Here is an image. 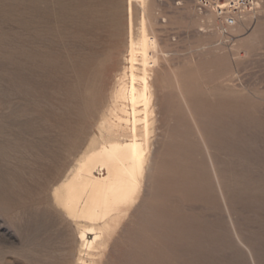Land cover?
<instances>
[{
	"label": "rangeland",
	"instance_id": "374dc122",
	"mask_svg": "<svg viewBox=\"0 0 264 264\" xmlns=\"http://www.w3.org/2000/svg\"><path fill=\"white\" fill-rule=\"evenodd\" d=\"M122 1L126 17L127 0ZM138 1H132L136 14L141 12ZM254 1L255 6L224 36L215 14L199 12L193 0H145L160 48L153 74L154 113L142 187L136 202L106 235L109 238L105 236V247L100 246L103 248L91 256L83 254L86 262L77 263V226L64 216L57 217L63 214L50 200L51 187L74 167L87 140L98 134L97 114L84 118L79 113L84 106L101 105L111 88V70L94 65L103 73L93 66L86 76L67 62L63 40L56 45L43 42L46 40L40 43L32 34L31 21L23 27L22 0H0V264H264V0ZM28 5L31 9L33 3ZM29 13L31 10V17ZM50 120L56 124L51 125ZM91 121L95 124L87 123ZM83 129L89 133L81 132ZM73 137L78 138L79 147Z\"/></svg>",
	"mask_w": 264,
	"mask_h": 264
},
{
	"label": "bare ground",
	"instance_id": "6f19581e",
	"mask_svg": "<svg viewBox=\"0 0 264 264\" xmlns=\"http://www.w3.org/2000/svg\"><path fill=\"white\" fill-rule=\"evenodd\" d=\"M122 0H22V24L25 29L32 22V34L36 40H46L51 45L64 41V52L72 66L89 74V68L103 64L111 70V88L104 96L100 106H84L80 116L97 114L96 128L98 134L87 140L80 155L74 157L73 168L67 175L51 187L50 198L60 214L67 218L77 229L79 241L77 263L86 262L83 254L93 255L103 246L105 236L115 228L114 224L126 208L137 200L147 160L149 136L153 123L154 69L157 66L158 43L152 34L151 21L145 0L141 2V12L136 14L133 0H127L126 17L123 16ZM138 1V0H137ZM138 1V2H139ZM28 2H32L30 7ZM123 2V1H122ZM21 4V3H20ZM31 4V3H30ZM139 6V5H138ZM31 10L32 20L28 19ZM250 11V10H248ZM20 12V11H19ZM29 13V14H31ZM125 13V12H124ZM20 16V15H18ZM15 17V16H14ZM29 17V18H31ZM125 17V18H124ZM20 18L18 17V20ZM21 20V19H20ZM21 23V22H20ZM219 30V29H218ZM6 31V30H5ZM21 31V30H20ZM27 31V30H26ZM17 32V31H16ZM59 33L61 37H57ZM6 34V33H5ZM27 35V34H26ZM264 35V34H263ZM59 36V35H58ZM29 37V35H28ZM259 37V36H258ZM25 38V37H23ZM31 38V36H30ZM259 39V38H258ZM256 39V40H258ZM35 41V40H34ZM42 42V43H43ZM41 43V42H40ZM48 43V44H49ZM26 44V43H22ZM39 43H37L38 45ZM42 45V44H41ZM41 45H38L41 47ZM63 46V44H61ZM29 46V45H28ZM36 46V44H35ZM46 45H42L45 48ZM25 47V45H23ZM54 47V46H53ZM56 47V46H55ZM21 48V47H20ZM19 48V49H20ZM27 48V47H26ZM31 48V47H30ZM39 48V49H42ZM61 48V47H60ZM160 48V47H159ZM51 49V48H50ZM3 50V49H2ZM26 50V49H25ZM31 50V49H30ZM33 50V49H32ZM37 51V49H35ZM23 51V50H22ZM31 52V51H30ZM34 52V51H32ZM55 52V51H54ZM57 52V51H56ZM37 53V52H36ZM44 53V52H43ZM59 53V52H57ZM34 54V53H33ZM41 55V54H39ZM54 56V55H53ZM166 56V55H165ZM23 57V55H22ZM33 57V56H32ZM39 57V56H38ZM44 57V56H43ZM64 57V56H63ZM61 58L64 60V58ZM37 58V57H36ZM40 58V57H39ZM48 58V57H47ZM58 58V57H57ZM38 59V58H37ZM67 59V58H66ZM54 60V59H53ZM19 61V60H18ZM32 61V60H30ZM43 61V60H42ZM57 61V60H55ZM65 61V60H64ZM41 62V61H40ZM31 62H29L30 64ZM36 63V62H34ZM33 63V64H34ZM62 64V63H61ZM14 65V64H13ZM21 65V64H19ZM38 65V63H37ZM55 65V64H54ZM57 65V64H56ZM68 65V64H67ZM7 66V65H6ZM5 66V67H6ZM23 66V65H22ZM21 66V67H22ZM42 66V65H41ZM37 67V66H36ZM39 67V66H38ZM51 67V66H50ZM49 67V68H50ZM60 67V65H58ZM71 67V66H70ZM95 67V66H94ZM98 67V66H97ZM95 67V68H97ZM20 68V67H19ZM52 68V67H51ZM55 68V67H54ZM53 68V69H54ZM66 68V67H65ZM103 68V69H104ZM25 69V68H23ZM37 69V68H36ZM43 69V68H42ZM77 69V68H76ZM88 69V70H87ZM98 72L102 69L99 70ZM20 70V69H19ZM18 70V72H19ZM22 70V69H21ZM32 70V69H31ZM38 70V69H37ZM47 70V69H46ZM51 70V69H50ZM79 70V69H77ZM91 70V69H90ZM25 70H22V72ZM52 71V70H51ZM87 71V72H86ZM93 71V70H92ZM96 71V69H95ZM109 72L108 70H106ZM35 72V70H34ZM33 72V73H34ZM39 72V71H38ZM61 72V71H60ZM91 72V71H90ZM98 72L96 75H98ZM41 73V72H40ZM94 73V72H92ZM91 73V74H92ZM101 73V71H100ZM103 73V72H102ZM101 73V74H102ZM60 74V73H59ZM73 74V73H70ZM79 74V73H78ZM77 74V75H78ZM82 74V73H81ZM84 74V75H85ZM25 75V74H22ZM34 75V74H33ZM56 75V74H55ZM66 75V74H65ZM30 76V75H29ZM27 76V77H29ZM44 76V75H43ZM47 76V75H46ZM58 76V75H56ZM55 76V77H56ZM80 76V75H78ZM89 76V75H88ZM92 76V75H90ZM90 76L88 78H90ZM8 77V76H7ZM16 77V76H15ZM32 77V76H31ZM29 77V79L31 78ZM64 76H62L63 78ZM69 77V76H68ZM99 77V76H98ZM21 78V77H20ZM45 78V77H44ZM49 78H51L49 76ZM59 78V77H58ZM61 78V77H60ZM67 78V77H64ZM75 78V77H73ZM72 78V79H73ZM80 78V77H79ZM92 78V77H91ZM90 78V79H91ZM9 79V78H8ZM22 79V78H21ZM20 79V80H21ZM28 79V80H29ZM35 79V78H34ZM38 79V78H37ZM52 79V78H51ZM55 79V78H54ZM36 80V79H35ZM45 80V79H44ZM57 80V79H56ZM65 80V79H64ZM67 80V79H66ZM34 81V80H33ZM32 81V82H33ZM49 83V79L47 80ZM51 81V80H50ZM63 81V80H62ZM71 81V80H70ZM69 81V82H70ZM98 81V80H97ZM101 81V80H100ZM99 81V83H100ZM56 82V81H55ZM52 81V83H55ZM18 83H20L18 81ZM35 83V82H33ZM65 83V82H63ZM62 83V84H63ZM76 83V82H75ZM81 83V82H80ZM86 83V81H85ZM97 84V82H95ZM98 83V84H99ZM45 84V83H44ZM59 84V83H56ZM73 84V83H72ZM88 84V83H86ZM48 85V84H47ZM46 85V86H47ZM51 85V83H50ZM53 85V84H52ZM51 85V86H52ZM71 85V83H70ZM69 85V86H70ZM94 85V84H93ZM164 85V84H163ZM20 86V85H19ZM40 87V85H37ZM50 86V87H51ZM62 86V85H61ZM82 86V85H81ZM83 86H85L83 84ZM48 87V86H47ZM53 87V86H52ZM49 88V89H52ZM56 87V86H55ZM58 87V85H57ZM56 87V88H57ZM89 87V86H87ZM96 87V86H95ZM102 87V86H101ZM29 88V87H27ZM54 88V87H53ZM67 88L66 86L64 89ZM81 88V87H80ZM91 88V87H89ZM22 89V88H21ZM38 89V88H37ZM40 89V88H39ZM59 89V88H58ZM68 89V88H67ZM78 89V88H77ZM86 89V88H85ZM1 90V89H0ZM28 90V89H26ZM76 90V89H75ZM94 90L91 89V92ZM103 89L101 88V91ZM39 91V90H37ZM47 91V90H46ZM53 91V90H52ZM62 91H64L62 89ZM66 91V90H65ZM95 91V90H94ZM93 91V92H94ZM98 91V90H96ZM1 92V91H0ZM34 92V91H33ZM42 92V91H41ZM44 92V91H43ZM48 92V91H47ZM31 93V91H30ZM40 93V91H39ZM56 93V92H55ZM67 93V92H66ZM78 93V92H76ZM25 94V93H23ZM43 94V93H42ZM41 94V95H42ZM65 94V93H64ZM80 94V93H79ZM83 94V91H82ZM97 94V92L95 93ZM63 95V94H62ZM84 95V94H83ZM98 95V94H97ZM25 96V95H23ZM27 96V95H26ZM45 97V95H43ZM58 96V95H57ZM77 96V95H76ZM85 96V95H84ZM93 96V95H92ZM102 96V95H101ZM22 97V95H21ZM55 97V98H54ZM52 97L56 99V95ZM64 97V96H62ZM68 97V96H67ZM78 97V96H77ZM165 97V96H164ZM2 98V97H1ZM36 98L37 97H33ZM75 98V97H74ZM22 99V98H21ZM28 99V98H27ZM47 99V98H46ZM49 99V98H48ZM60 99V98H59ZM65 99V98H64ZM72 99V98H71ZM86 99V97L84 98ZM89 99V98H88ZM23 100V99H22ZM26 100V99H25ZM29 100V99H28ZM58 100V99H57ZM56 100V101H57ZM69 100V99H68ZM79 100V98H78ZM90 100V99H89ZM54 102V100L52 99ZM66 101V100H65ZM71 101V100H70ZM101 101V100H100ZM25 102V101H23ZM28 103L30 101H27ZM59 102V100H58ZM56 102V103H58ZM62 102V101H61ZM39 103V102H38ZM48 103V102H47ZM70 103V102H69ZM84 103V102H83ZM82 103V104H83ZM97 103V102H96ZM19 104V103H18ZM25 104V103H23ZM30 104V103H29ZM71 104V103H70ZM73 104V103H72ZM89 104V103H88ZM78 105V104H77ZM96 105V106H95ZM46 106V105H45ZM50 106V105H49ZM55 106V105H54ZM62 106V105H61ZM65 106V105H64ZM70 106V105H69ZM8 107V106H7ZM44 107V106H43ZM47 107V106H46ZM51 107V106H50ZM76 107V105H75ZM80 107V106H79ZM27 108V107H26ZM82 108V107H81ZM21 109V108H20ZM34 109V105H33ZM39 111L42 109L38 108ZM53 109V108H52ZM58 109V108H57ZM56 109V110H57ZM78 108H74L77 110ZM23 110V109H22ZM26 110V109H25ZM23 110V111H25ZM30 110V109H29ZM55 110V109H54ZM53 110V111H54ZM59 110V109H58ZM63 110V109H61ZM67 110V109H66ZM79 110V109H78ZM22 111V112H23ZM47 111V110H46ZM51 111V112H53ZM65 111V110H64ZM68 111V110H67ZM238 111V110H237ZM14 112V111H13ZM21 112V111H19ZM34 113V111H32ZM45 112V111H43ZM49 112V111H47ZM56 112V111H54ZM60 112V111H58ZM66 112V111H65ZM69 112V111H68ZM36 113V112H35ZM71 113V112H69ZM21 114V113H20ZM43 114V113H42ZM75 114V113H74ZM12 115V114H11ZM19 115V114H18ZM28 115V113H27ZM55 115V114H54ZM73 115V114H72ZM71 115V116H72ZM78 115V114H77ZM250 115V114H249ZM13 116V115H12ZM17 116V115H16ZM20 116V115H19ZM51 116V115H50ZM70 116V115H69ZM254 116V115H253ZM18 117V116H17ZM27 117V116H26ZM41 117V114H40ZM54 117V116H53ZM58 117V115H57ZM67 117V116H66ZM91 117V118H92ZM43 118V117H42ZM41 118V119H42ZM49 117H47L48 119ZM51 118V117H50ZM243 118V117H242ZM11 119V117H10ZM40 119V118H39ZM57 119V118H56ZM61 119V118H60ZM67 119V118H66ZM65 119V120H66ZM80 119V118H79ZM223 119V118H222ZM9 120V119H8ZM16 120V119H14ZM36 120V119H35ZM68 120V119H67ZM66 120V121H67ZM73 120V119H72ZM83 120V119H82ZM88 120V119H87ZM90 120V119H89ZM95 120V119H93ZM20 121V120H19ZM18 121V125H19ZM39 121V120H38ZM37 121V122H38ZM56 121V120H55ZM60 121V120H57ZM63 121V120H62ZM70 121V120H68ZM67 121V122H68ZM78 121V120H77ZM80 121V120H79ZM84 121V120H83ZM250 121V120H249ZM10 122V121H9ZM8 122V123H9ZM15 122V121H13ZM27 122V121H26ZM29 122V121H28ZM42 122V121H40ZM51 124V120L49 121ZM53 122V121H52ZM85 122V121H84ZM17 123V122H16ZM21 123V121H20ZM36 123V122H35ZM75 123V121L73 122ZM95 124L94 122H87ZM85 123V124H87ZM10 124V123H9ZM43 125L42 123H40ZM49 124V123H48ZM56 124V123H52ZM51 124V125H52ZM68 124V123H66ZM78 124V123H77ZM245 124V123H244ZM27 124L25 123V126ZM35 125V124H34ZM72 125V124H69ZM68 125V128H69ZM80 125V124H79ZM78 125V126H79ZM223 125V124H222ZM242 125V124H241ZM251 125V124H250ZM17 126V125H16ZM14 126V127H16ZM36 126H38L36 124ZM44 126V125H43ZM50 126V125H49ZM66 126V125H65ZM77 126V125H75ZM87 126V125H86ZM92 126V125H91ZM94 126V125H93ZM92 126V127H93ZM245 126V125H244ZM23 127V126H22ZM21 127V128H22ZM42 127V126H40ZM39 127V128H40ZM60 127V126H59ZM58 128V131L61 130ZM74 127V126H73ZM82 127V126H79ZM90 127V126H89ZM240 127V126H239ZM243 127V126H242ZM19 128V127H18ZM35 128V127H34ZM37 128V127H36ZM35 128V129H36ZM46 128V127H45ZM61 128V127H60ZM64 128V127H63ZM62 128V129H63ZM67 128V127H66ZM86 129V127H83ZM94 128V127H93ZM14 129V128H13ZM34 129V130H35ZM41 129V128H40ZM50 129V128H49ZM48 131H51L49 130ZM52 129V128H51ZM55 130V128H53ZM52 129V130H53ZM70 129H73L72 126ZM77 129V128H76ZM79 129V128H78ZM82 129V128H81ZM229 129V128H228ZM7 130V129H6ZM10 130V129H9ZM12 130V128H11ZM18 130V129H16ZM37 130V129H36ZM39 130V129H38ZM64 130V129H63ZM68 130V129H67ZM66 130V131H67ZM75 130V129H74ZM91 130V127L90 129ZM27 131V130H25ZM22 131V132H25ZM41 131V130H40ZM62 131V130H61ZM72 131V130H70ZM69 131V132H70ZM78 131V130H76ZM81 130V132H83ZM86 131V130H85ZM86 135L89 133L85 132ZM88 131V130H87ZM187 131V130H186ZM247 131V130H246ZM56 132V130H55ZM73 132V131H72ZM75 132V131H74ZM80 132V130H79ZM248 132V131H247ZM32 133V132H31ZM30 133V134H31ZM40 133V132H39ZM52 133V132H51ZM76 133V132H75ZM78 133V132H77ZM96 133V132H94ZM249 133V132H248ZM12 134V133H11ZM18 134V133H17ZM71 134V132H70ZM73 134V133H72ZM81 134V133H80ZM241 134V133H240ZM20 135V134H19ZM51 135V134H50ZM53 135V134H52ZM58 135V134H56ZM64 135V134H63ZM67 135V134H66ZM79 135V134H78ZM76 135V136H78ZM85 135V134H84ZM82 134V136H84ZM5 136V135H4ZM21 136V135H20ZM25 136V135H23ZM32 136V134H31ZM61 136V135H60ZM80 136V135H79ZM247 136V135H246ZM19 137V136H18ZM30 137V136H29ZM34 137V136H33ZM54 137V136H53ZM62 137V136H61ZM69 137V135H68ZM75 137V135H74ZM73 137V139H74ZM216 137V136H215ZM8 138V137H7ZM13 138V137H12ZM22 138V137H21ZM36 138V137H34ZM33 138V139H34ZM39 138V137H38ZM49 138V137H48ZM51 138V136H50ZM59 138V137H58ZM67 138V137H66ZM77 138V137H76ZM75 138V139H76ZM176 138V137H175ZM180 138V137H179ZM247 138V137H246ZM9 139V138H8ZM20 139V137H19ZM37 139V138H36ZM56 139V137H55ZM72 139V137L70 138ZM74 139V140H75ZM78 139V138H77ZM74 141L75 143L78 141ZM28 140V139H27ZM38 140V139H37ZM40 140V139H39ZM54 140V139H53ZM66 141V139L64 138ZM81 140V139H80ZM169 140V139H168ZM187 140V139H186ZM256 140V139H255ZM36 141V140H35ZM55 141V140H54ZM59 143L60 139H58ZM71 141V140H70ZM83 141V140H81ZM86 141V140H85ZM175 141V140H174ZM227 141V140H226ZM18 142V138H17ZM29 142V141H28ZM27 142V144H28ZM45 142V141H43ZM47 142V137H46ZM64 142V141H63ZM62 142V143H63ZM69 142V141H68ZM72 142V141H71ZM179 142V141H178ZM228 142V141H227ZM240 142V141H239ZM248 142V141H247ZM16 143V142H15ZM21 143V142H20ZM33 143V142H32ZM42 143V141H41ZM48 143V142H47ZM56 143V142H55ZM80 143V142H79ZM25 145V143H23ZM38 144V143H36ZM54 144V143H53ZM67 144V142H66ZM71 144V143H69ZM67 146H71V145ZM73 144V143H72ZM78 144V143H76ZM81 144V143H80ZM249 144V143H247ZM22 145V144H21ZM35 145V144H33ZM57 145V144H56ZM55 145V146H56ZM59 145V144H58ZM63 145V144H62ZM75 145V144H74ZM72 145V147H75ZM84 145V143H83ZM183 145V144H182ZM27 146V145H26ZM38 146V145H37ZM42 146V145H41ZM49 146V145H48ZM52 146V145H51ZM61 146V145H60ZM58 146V147H60ZM65 146V145H64ZM63 146V148H64ZM220 146V144H219ZM244 146V145H243ZM40 147V145H39ZM43 147V146H42ZM54 147V146H53ZM62 147V146H61ZM66 147V146H65ZM79 147V144L78 146ZM81 146L80 148H82ZM180 147V146H179ZM13 148V147H12ZM206 148V147H205ZM4 149V148H3ZM59 150L62 148H58ZM57 149V151H58ZM32 150V149H31ZM56 150V149H54ZM65 150V149H64ZM77 150V148H76ZM186 150V149H185ZM242 150V149H241ZM250 150V149H249ZM3 151V150H2ZM79 151V149H78ZM176 151V150H175ZM181 151V150H180ZM52 152V151H51ZM66 151H63V153ZM191 152V151H190ZM197 152V151H196ZM29 153V152H28ZM40 153V152H39ZM54 153H56L54 151ZM59 153V152H58ZM61 153V152H60ZM67 153V152H66ZM72 153V152H71ZM69 153V154H71ZM168 153V152H167ZM210 153V152H208ZM239 153V152H238ZM11 154V153H10ZM195 154V153H194ZM13 155V154H12ZM32 155V154H31ZM41 155V154H40ZM61 155V154H59ZM58 155V156H59ZM64 155V154H63ZM74 155V153H73ZM18 156V155H17ZM53 155L52 157H54ZM67 156V155H66ZM75 156V155H74ZM195 156V155H194ZM197 156V155H196ZM211 156V155H210ZM263 156V155H262ZM4 157V156H3ZM69 157V156H68ZM26 158V157H25ZM48 158V157H47ZM63 158V156H62ZM67 158V157H65ZM208 158V157H207ZM212 158V157H210ZM215 158V157H214ZM260 158V157H259ZM16 159V158H15ZM38 159V158H36ZM57 159V158H56ZM60 159V158H59ZM58 159V160H59ZM72 159V158H71ZM71 164H72V160ZM183 159V158H182ZM222 159V158H221ZM3 160V159H2ZM51 160V159H50ZM226 160V159H225ZM230 160V159H229ZM248 160V159H247ZM256 160V159H255ZM53 161V160H52ZM64 161V160H62ZM66 161V159H65ZM76 161V162H75ZM163 161V160H162ZM240 161V160H239ZM40 162V160H39ZM45 162V161H44ZM57 162V161H56ZM172 162V161H171ZM229 162V161H228ZM264 162V161H263ZM60 163V162H59ZM167 163V162H166ZM203 163V162H202ZM217 163V162H216ZM225 163V162H224ZM237 163V162H236ZM252 163V162H251ZM44 164V163H43ZM62 164V163H61ZM70 164V163H69ZM68 164V165H69ZM233 164V163H232ZM18 165V164H17ZM51 165V164H50ZM148 165V164H147ZM182 165V164H181ZM256 165V164H255ZM261 165V164H260ZM22 166V165H21ZM42 166V165H41ZM48 166V165H47ZM202 166V165H201ZM259 166V165H258ZM5 167V166H4ZM30 167V166H29ZM49 167V166H48ZM68 167V166H67ZM70 167V166H69ZM72 167V166H71ZM200 167V166H199ZM212 167V166H211ZM8 168V167H7ZM45 168V167H44ZM62 168V166H61ZM213 168V167H212ZM231 168V167H230ZM235 168V167H234ZM227 169V168H226ZM233 169V168H232ZM252 169V168H251ZM258 169V168H257ZM69 170V169H68ZM187 170V169H186ZM248 170V169H247ZM42 171V170H41ZM65 171V172H66ZM14 172V171H13ZM45 172V171H44ZM178 172V171H177ZM251 172V171H250ZM40 173V172H39ZM59 173V171H58ZM61 173V172H60ZM174 173V171H173ZM176 173V172H175ZM180 173V172H179ZM185 173V172H184ZM233 173V172H232ZM56 174V173H55ZM214 174V173H213ZM44 176V174H42ZM41 175V176H42ZM51 175V174H50ZM53 175V174H52ZM51 175V176H52ZM57 175V174H56ZM59 175V174H58ZM57 175V177H58ZM62 175V176H63ZM180 175V174H178ZM217 175V174H216ZM173 176H176L173 174ZM208 176V175H207ZM211 176V175H210ZM49 177V176H48ZM171 177V176H170ZM3 178V177H2ZM38 178V177H37ZM55 179V176L53 177ZM59 178V177H58ZM246 178V177H245ZM176 179V178H175ZM259 179V178H258ZM16 180V179H15ZM45 180V179H44ZM47 180V179H46ZM45 180V182H46ZM49 180V179H48ZM57 180V179H56ZM263 180V179H262ZM6 181V180H5ZM39 181V179H38ZM174 181V180H173ZM180 181V180H179ZM218 181V180H217ZM222 181V180H221ZM193 182V181H192ZM206 182V181H205ZM219 182V181H218ZM253 182V181H252ZM3 183V182H1ZM41 183V182H40ZM190 183V182H189ZM204 183V182H203ZM264 183V182H263ZM41 185V184H40ZM164 185V184H163ZM249 185V184H248ZM191 186V185H190ZM218 186V185H217ZM254 186V185H253ZM260 186V185H259ZM35 187V186H34ZM48 187V186H47ZM50 187V185H49ZM174 187V186H173ZM188 187V186H187ZM222 187V186H221ZM250 187V186H249ZM6 188V187H5ZM144 188V187H143ZM35 189V188H34ZM40 189V188H39ZM44 189V187H43ZM5 190V189H4ZM48 190V189H47ZM227 190V188H225ZM9 191V190H8ZM41 191V189H40ZM43 191V190H42ZM177 191V190H176ZM219 191V190H218ZM229 191V190H228ZM250 191V190H249ZM262 191V190H261ZM38 192V191H36ZM47 192V191H46ZM170 192V191H169ZM180 192V191H179ZM7 193V192H6ZM138 193V194H137ZM182 193V192H181ZM233 193V191H232ZM229 192V194H232ZM39 194V192H38ZM211 194V193H210ZM205 195V194H204ZM226 195V194H225ZM252 195V194H251ZM25 196V195H23ZM46 196V193H45ZM48 196V195H47ZM193 196V195H192ZM221 196V195H220ZM233 196V195H232ZM227 197V196H225ZM231 197V196H230ZM39 198V197H38ZM42 198V197H41ZM143 198V197H142ZM224 198V197H223ZM35 199V198H34ZM40 199V198H39ZM136 199V200H135ZM153 199V198H152ZM156 199V198H155ZM42 200V199H41ZM44 200V199H43ZM48 200V199H47ZM46 200V201H47ZM224 200V199H223ZM39 202V201H38ZM43 202V201H41ZM40 202V203H41ZM49 202V201H48ZM37 203V202H36ZM50 203V202H49ZM216 203V202H215ZM251 203V202H250ZM42 204V203H41ZM45 206L46 203H44ZM178 204V203H177ZM256 204V203H255ZM40 205V204H39ZM50 206V205H49ZM52 206V207H54ZM150 207V206H149ZM12 208V207H11ZM45 208V207H43ZM47 208V207H46ZM50 208V207H49ZM48 208V209H49ZM130 208V207H129ZM243 208V207H242ZM262 208V207H261ZM51 209V208H50ZM56 209V210H57ZM228 209V208H227ZM55 210V211H56ZM203 212V211H202ZM201 212V213H202ZM220 212V211H219ZM264 212V211H263ZM51 213V212H50ZM158 213V212H157ZM47 214V213H46ZM59 213H56V215ZM146 215V214H145ZM49 216V215H48ZM53 216V213H52ZM64 216V217H63ZM143 216V215H142ZM151 216V215H150ZM37 218V217H36ZM49 218V217H48ZM148 218V217H147ZM157 218V216H156ZM33 219V218H32ZM52 219V217H51ZM122 219V218H121ZM145 219V218H144ZM188 220V219H187ZM53 222L55 220H52ZM61 221V219H60ZM162 221V220H161ZM52 222V223H53ZM67 222V224L69 223ZM63 223V222H62ZM187 223V221H186ZM51 225V223H49ZM72 224V223H71ZM119 224V221H118ZM148 224V223H147ZM190 224V223H189ZM65 225V224H64ZM69 225V224H68ZM144 225V224H143ZM46 226V225H45ZM53 226V224H52ZM117 226V225H116ZM200 226V225H199ZM139 227V226H138ZM137 227V229H138ZM163 227V226H162ZM211 227V226H210ZM49 228V227H48ZM72 228V227H71ZM74 228V227H73ZM72 230L74 231V229ZM113 228V230H115ZM142 228V227H141ZM149 228V227H148ZM192 228V227H191ZM216 228V227H215ZM46 229V228H45ZM54 229V228H53ZM61 229V228H60ZM151 229V228H150ZM217 229V228H216ZM58 230V229H57ZM64 230V229H63ZM112 230V233H113ZM148 230V229H147ZM187 230V229H186ZM32 231V229H31ZM55 231V230H54ZM62 231V230H61ZM157 231V229H156ZM161 231V230H160ZM57 232V231H56ZM75 232V231H74ZM73 232V233H74ZM137 232V231H136ZM140 232V231H139ZM149 232V231H147ZM168 232V231H167ZM194 232V231H193ZM46 233V232H45ZM66 233V232H65ZM134 233V232H133ZM177 233V232H176ZM51 233H49L50 235ZM60 234V233H59ZM67 234V233H66ZM148 234V233H147ZM158 234V233H157ZM210 234V233H209ZM43 235V234H42ZM48 234H46L47 236ZM52 235V234H51ZM62 235V234H61ZM70 235V234H69ZM109 235V234H108ZM140 235V234H139ZM45 236V237H46ZM54 236V235H53ZM75 236L73 239H75ZM134 236V235H133ZM145 236V235H144ZM154 236V235H153ZM165 236V235H164ZM52 237V236H50ZM49 237V238H50ZM66 237V236H65ZM108 236H106L107 238ZM213 237V236H212ZM219 237V236H218ZM48 238V239H49ZM55 238V236H54ZM72 239V236L70 237ZM109 238V237H108ZM143 238V237H142ZM141 238V239H142ZM165 238V237H164ZM47 239V237H46ZM68 239V237H67ZM75 239V241H76ZM150 239V238H149ZM162 239V238H161ZM50 240V239H49ZM69 240V239H68ZM107 240V239H106ZM140 240V239H139ZM43 241V240H42ZM208 241V240H207ZM66 242V240H65ZM70 242V240H69ZM106 242V241H105ZM142 242V241H141ZM166 242V241H165ZM214 242V241H213ZM54 243V242H53ZM146 243V242H145ZM170 243V242H169ZM196 243V242H195ZM45 244V243H44ZM56 244V243H55ZM77 244V242H76ZM141 244V243H140ZM105 245V244H104ZM147 245V244H146ZM149 245V244H148ZM193 245V244H192ZM191 245V246H192ZM206 245V244H205ZM236 246V245H235ZM105 247V246H103ZM102 247V248H103ZM148 247V246H147ZM201 247V246H200ZM75 248V247H74ZM101 248V249H102ZM177 248V247H176ZM198 248V247H197ZM239 248V247H238ZM77 249V250H78ZM100 249V250H101ZM148 249V248H147ZM194 251V250H193ZM196 251V250H195ZM235 251V250H234ZM80 252V255H79ZM73 253V252H72ZM188 253V252H187ZM238 253V252H237ZM241 253V252H240ZM85 255V256H86ZM75 256V255H74ZM87 257V256H86ZM94 257V256H93ZM191 257V256H190ZM67 258V257H66ZM71 258V257H70ZM236 258V257H234ZM233 258V259H234ZM53 259V258H52ZM65 259V258H64ZM89 259V257H88ZM91 260V257H90ZM88 260V261H90ZM93 260V259H92ZM91 260V261H92ZM229 260V259H228ZM230 261V260H229ZM90 263V262H89ZM92 263V262H91ZM87 264V263H86Z\"/></svg>",
	"mask_w": 264,
	"mask_h": 264
},
{
	"label": "built area",
	"instance_id": "2783aa9c",
	"mask_svg": "<svg viewBox=\"0 0 264 264\" xmlns=\"http://www.w3.org/2000/svg\"><path fill=\"white\" fill-rule=\"evenodd\" d=\"M199 12L212 11L218 21V29L224 36L230 35V27L239 24L246 11L255 6L254 0H193Z\"/></svg>",
	"mask_w": 264,
	"mask_h": 264
}]
</instances>
